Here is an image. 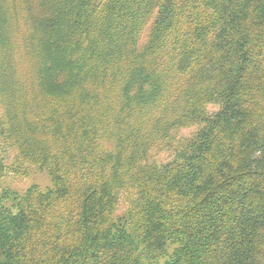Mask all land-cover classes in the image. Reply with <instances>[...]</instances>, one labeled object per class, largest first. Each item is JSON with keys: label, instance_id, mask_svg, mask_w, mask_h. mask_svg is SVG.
Returning a JSON list of instances; mask_svg holds the SVG:
<instances>
[{"label": "trees", "instance_id": "trees-1", "mask_svg": "<svg viewBox=\"0 0 264 264\" xmlns=\"http://www.w3.org/2000/svg\"><path fill=\"white\" fill-rule=\"evenodd\" d=\"M0 264H264V0H0Z\"/></svg>", "mask_w": 264, "mask_h": 264}, {"label": "rangeland", "instance_id": "rangeland-1", "mask_svg": "<svg viewBox=\"0 0 264 264\" xmlns=\"http://www.w3.org/2000/svg\"><path fill=\"white\" fill-rule=\"evenodd\" d=\"M34 184L45 188L51 185V179L46 172L40 171L35 167H31L29 169L28 177L22 178L19 176L9 175L2 181L1 186L22 193Z\"/></svg>", "mask_w": 264, "mask_h": 264}]
</instances>
